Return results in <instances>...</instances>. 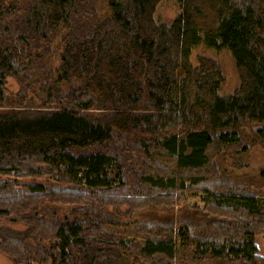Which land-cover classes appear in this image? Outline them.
<instances>
[{
  "label": "trees",
  "instance_id": "1",
  "mask_svg": "<svg viewBox=\"0 0 264 264\" xmlns=\"http://www.w3.org/2000/svg\"><path fill=\"white\" fill-rule=\"evenodd\" d=\"M161 1L0 0V219L43 196L76 206L71 219L40 206L29 230L0 229V251L16 264H146L156 256L264 264L256 243L264 239V191L230 177L212 190L204 177L183 175L208 167L215 146L244 147L246 126L264 144V0H179L170 24L155 19ZM57 44L53 75L45 58ZM200 45L233 57L240 82L232 94L222 93L213 60L193 65ZM133 134L146 168L141 156L130 158ZM164 157L173 161L167 175ZM45 172L71 187L22 183ZM188 190L215 195L191 208L183 228L123 224L143 241L118 239V219L103 213L107 200L132 208L163 199L174 208L175 192ZM215 206L240 218L213 220L230 233L221 238L200 234Z\"/></svg>",
  "mask_w": 264,
  "mask_h": 264
},
{
  "label": "rangeland",
  "instance_id": "2",
  "mask_svg": "<svg viewBox=\"0 0 264 264\" xmlns=\"http://www.w3.org/2000/svg\"><path fill=\"white\" fill-rule=\"evenodd\" d=\"M102 8H105V5L102 3ZM181 13V8L179 4V0H163L157 6L155 11V19L160 24H170L172 23ZM54 47V52L51 55H47L45 58L46 70H52L53 75L55 72L56 66L59 64V58L57 54V50L59 49L58 44ZM60 54V53H58ZM207 58L213 60L216 64L219 65L221 68L223 75H224V83H223V94H232L235 89L239 86V74L236 68L235 61L233 57L229 54L227 50L221 51H212L206 49L203 45H200L193 49L192 52V63L194 66H198L199 59ZM77 86V83H73ZM19 85L15 80H10L8 84V93L11 95H17L19 91ZM246 136L247 138L244 139V147L233 146L232 148H223V147H214L210 150L209 154L211 157L210 165L205 169L199 171H185L183 175L185 177L190 178V176H202L206 179L207 183L209 184L210 189L217 190L218 187H223V184L227 177H230L231 180L236 179L238 182L243 183H250L251 188L259 194H263L264 191V182L259 180V174L264 169V144L254 140V138L250 135L253 128L246 126ZM134 135V134H133ZM129 138V143L134 147L132 149V154L130 158L135 162L138 156L141 158L138 160V163L142 162L145 164L144 168L147 165L151 164L147 156H144L142 150L139 149V146H136L137 140L135 139V135ZM117 145L120 146V142L117 141ZM249 147L248 152L246 155L241 154V151L245 147ZM121 148V146H120ZM121 153V151H120ZM172 159L164 157L163 163L165 165H161L163 168V173L167 175L166 171L172 170L168 166L172 163ZM143 166V165H142ZM39 171V170H38ZM23 172V171H22ZM37 172V171H35ZM17 175H21L16 172L15 177ZM13 176V174H12ZM8 177V176H5ZM4 178V177H3ZM55 178L51 173H46L42 176H29V178H23L22 183H35L37 185H42L45 187H60L70 188L71 186L61 184V180ZM227 183V181H226ZM131 191V190H130ZM196 191H200V189H196ZM174 194V193H173ZM215 195L214 192L209 193H199V192H175V196H177V203L176 207L170 208V204L167 201L160 199L158 203H147L144 205L138 204V206L134 207L128 204L122 203L117 204L118 201L107 200L105 201L104 206L108 208L107 210L103 211L105 215L107 214L108 220H112V218L118 219V223L115 225V231L118 233V239L123 240H131L133 238L143 241V234H133L126 230L125 227H122L125 223H133L137 221H145L146 223H157V225L166 226L171 222L174 223L176 228H183L184 225H188L189 223L188 215H194V209L205 208L206 204L204 202V197ZM218 195V194H216ZM171 198V197H170ZM169 198V199H170ZM174 199V198H173ZM37 201H32L30 204L21 205L16 208L21 213H16L7 217H3L0 219V229H8L11 231H15V234L23 233L29 230L31 227L35 226L33 220H29L32 218H37L39 216V207L45 208H52L58 209L60 211V218L61 221L73 218L72 209L76 206H68L64 205L67 204L65 202L54 203L46 198L39 197L36 198ZM55 201V200H54ZM59 201V200H58ZM56 202V201H55ZM62 203V205H61ZM125 204V205H124ZM64 205V206H63ZM134 207V208H133ZM196 207V208H195ZM207 207V206H206ZM194 208V209H191ZM212 213L205 214V219L209 221H221L224 220L227 223H237L240 218L235 215L234 213L230 212L228 208H221L215 206L213 208H208ZM18 214V216H17ZM115 217H113V215ZM27 218V219H26ZM210 222L206 228L202 230L203 235L210 236L214 238L215 235L218 238H221L222 235L230 234L228 231L221 232V224L219 222ZM216 226L220 227L219 229H212L210 227ZM197 227V226H196ZM112 227H110L111 231ZM199 229V228H197ZM155 230V229H154ZM152 230V231H154ZM196 230H193L195 232ZM210 232V233H208ZM216 232L215 235L211 233ZM13 233V232H12ZM256 243L264 244V239L262 234H259L256 238ZM168 264L167 259L163 256H156L146 262V264ZM0 264H16L10 257L5 255L3 252L0 251ZM190 264H230L225 261H217V260H207L202 262H192Z\"/></svg>",
  "mask_w": 264,
  "mask_h": 264
}]
</instances>
